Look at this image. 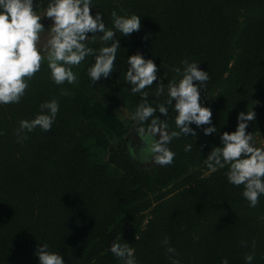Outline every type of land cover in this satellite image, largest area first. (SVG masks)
<instances>
[{"label": "trees", "instance_id": "trees-1", "mask_svg": "<svg viewBox=\"0 0 264 264\" xmlns=\"http://www.w3.org/2000/svg\"><path fill=\"white\" fill-rule=\"evenodd\" d=\"M49 0H34L43 13ZM107 28L111 13L141 17V29L130 36L116 31L120 41L109 78L92 84L88 56L73 71L75 84H55L47 61L29 81L19 103L0 104V264H40L39 244L60 253L65 264H122L110 247L128 242L137 264H264V194L256 207L243 196L244 186L229 183L228 165L212 172L206 159L221 135L234 132L240 112L254 110L247 132L264 134V0H93ZM47 27V23L41 21ZM92 33H89L91 36ZM97 33L88 47L104 45ZM111 42H109L110 44ZM137 52L153 59L158 81L144 91L156 107L167 99L155 95L159 81L180 78L172 70L182 61L198 62L209 80L201 103L212 110L216 133L174 138L168 147L176 155L170 165L141 169L129 155L133 140L119 135L113 144L101 124L83 114L81 94L108 111L126 108L139 135L150 120L133 119L142 94H133L125 81L128 58ZM56 99L59 112L50 131L37 127L18 142L21 120L31 121L40 105ZM84 99V98H83ZM175 103V102H173ZM168 129L179 131L169 109ZM141 129H144L142 132ZM124 130V131H125ZM136 131L134 133H136ZM191 151H185L186 145ZM256 147H263L255 145ZM169 238V244L162 241ZM253 242L255 248L253 249ZM174 247L178 255L166 252Z\"/></svg>", "mask_w": 264, "mask_h": 264}, {"label": "clouds", "instance_id": "clouds-1", "mask_svg": "<svg viewBox=\"0 0 264 264\" xmlns=\"http://www.w3.org/2000/svg\"><path fill=\"white\" fill-rule=\"evenodd\" d=\"M37 7L34 0H0V104L19 103L29 88V81L41 70L45 60L51 79L57 85L77 83L78 75L73 68L78 67L88 56L95 58V62L87 69L92 84L102 78H109L116 66L120 48V41L115 39L116 31L123 36H130L142 26L140 16H120L113 10V28H107L100 11L93 15L92 9L96 7L93 0H49L43 13L38 12ZM45 17L52 24L47 30V44L41 46V34L46 31L41 21ZM89 33L92 35L89 36ZM97 33H102L100 40L106 46L98 49L88 47L89 41L94 42ZM127 63L129 67L125 81L131 85L133 94H142V102L137 106L133 119L142 123L151 118L147 131L159 136L151 149L155 153L156 164L166 166L173 163L176 154L168 144L182 134L196 137L192 124L197 127L210 125L203 127L206 136L216 133L217 127L212 124V110L201 103L202 90L210 77L207 71L199 67L198 62L184 60L183 71L179 67L172 69L180 77L178 80L173 78L166 86L163 80L159 81L155 95L163 96L167 88V99L156 107L148 103V93L144 90L158 81L157 64L153 59H145L140 52L130 56ZM40 109V113L31 121H20L18 142L27 139L22 133L31 132L37 127L45 132L51 130L59 112V102L56 99L47 101L40 105ZM169 109L176 113L175 125L179 131L169 133L167 120L155 116L158 110L161 116L167 117ZM255 119L254 110L240 112L236 130L224 132L220 137L222 146L213 147L206 159V165L212 172L229 166L226 172L229 183L237 187L244 186L243 196L253 208L264 194V147H256L253 133L246 131L248 122ZM191 148L192 145H186L185 151H191ZM162 243L168 245L169 238L165 237ZM110 251L122 264H137L135 250L128 242L115 241ZM166 252L178 255L171 246L166 248ZM35 254L40 264H65L63 256L50 251L47 243L39 244ZM244 259L247 264H252L254 251L246 254ZM172 264H180V261L174 259ZM221 264H228L227 258Z\"/></svg>", "mask_w": 264, "mask_h": 264}, {"label": "rangeland", "instance_id": "rangeland-1", "mask_svg": "<svg viewBox=\"0 0 264 264\" xmlns=\"http://www.w3.org/2000/svg\"><path fill=\"white\" fill-rule=\"evenodd\" d=\"M42 20L47 23L46 31L41 34L40 43L41 46H44L47 44L49 38V32L47 30H49L52 21L47 17ZM76 99H79V101L84 103V116L98 121L108 132L113 144H117L119 135L124 137L128 136V132H126L124 126L126 120H129L131 117V114L126 108H118L111 112L108 111L101 102L95 101L94 103H91L87 97L85 98L81 94L76 95ZM128 138L133 140L129 147V155L132 160L135 164L141 166V169H144L147 172H152L157 164L154 162L155 153H153L151 149L153 144L158 141L159 136L152 135L149 132L139 135L136 131V133H133V135L131 134ZM254 143L255 145L264 147V134H257L254 136Z\"/></svg>", "mask_w": 264, "mask_h": 264}, {"label": "water", "instance_id": "water-1", "mask_svg": "<svg viewBox=\"0 0 264 264\" xmlns=\"http://www.w3.org/2000/svg\"><path fill=\"white\" fill-rule=\"evenodd\" d=\"M138 129L137 127V123H135L129 130L128 132V136L126 138H128L131 134H133L136 130Z\"/></svg>", "mask_w": 264, "mask_h": 264}, {"label": "flooded vegetation", "instance_id": "flooded-vegetation-1", "mask_svg": "<svg viewBox=\"0 0 264 264\" xmlns=\"http://www.w3.org/2000/svg\"><path fill=\"white\" fill-rule=\"evenodd\" d=\"M133 135V134H132Z\"/></svg>", "mask_w": 264, "mask_h": 264}]
</instances>
